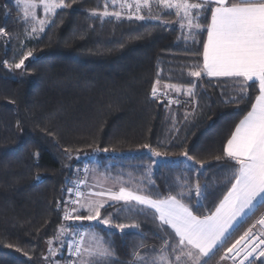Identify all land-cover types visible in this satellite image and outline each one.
I'll use <instances>...</instances> for the list:
<instances>
[{
  "label": "trees",
  "instance_id": "1",
  "mask_svg": "<svg viewBox=\"0 0 264 264\" xmlns=\"http://www.w3.org/2000/svg\"><path fill=\"white\" fill-rule=\"evenodd\" d=\"M109 1L64 0L67 7L38 36L19 6L0 3V264H44L47 244L61 227L93 225L64 219L73 195L68 190L89 158L139 176L158 152L166 159L151 177L137 181V192L152 199L184 192L183 202L201 217L215 211L230 187L225 177L233 164L215 157L250 110L258 87L249 89V101L227 102V78L189 75L202 63L198 53L206 33L193 43L181 27L153 20L162 12L155 0L145 11L150 21L91 14L105 11ZM163 19L178 21L174 9ZM28 53L34 59L25 66V81L1 72L4 63L15 66ZM158 84L196 87L194 95L183 93L170 105L169 92L167 98L152 95ZM263 213L264 202L214 255L203 258L207 264H237L245 251L230 261L227 249ZM154 216L135 203L103 209L111 227L97 229L110 242L114 264H133L137 251L158 255L165 239L175 246L172 230L162 229ZM117 224L137 227L121 232Z\"/></svg>",
  "mask_w": 264,
  "mask_h": 264
},
{
  "label": "snow or ice",
  "instance_id": "2",
  "mask_svg": "<svg viewBox=\"0 0 264 264\" xmlns=\"http://www.w3.org/2000/svg\"><path fill=\"white\" fill-rule=\"evenodd\" d=\"M18 2L24 12L25 21L39 25L38 29L33 26V32L43 31L48 23L47 18H37V7L42 6L48 16L54 14L57 9L67 7L64 0H18ZM151 3L152 0L142 2L136 0L137 19L145 18L139 15L142 8H147L148 12H151ZM155 3L165 9L175 10L181 30H187L188 35L185 39L199 43L197 37L206 33V40L202 41V52L198 53L202 56V63L193 65L194 70L190 71V76L227 78L232 86V96L227 102L249 101L251 100L249 89L258 87V94L255 95L254 102H251L250 110L235 125L223 147L222 155L215 157L217 161L226 159L233 167L228 170L229 174L225 177L226 185L230 184V187L214 212L203 217L195 215L192 208L183 202L184 192L169 195L165 199H152L151 196L121 187L119 191L109 195L113 201H124L126 205L135 201L137 205L154 210V219L159 221L160 227L165 231L170 228L176 238L174 247L165 239L159 254L151 258L135 252L133 264H188V261H191V264H201L202 261L203 264H207V259L203 258L214 255L215 251L230 239L232 234L230 230L236 223L249 212H254L258 201L264 202V0H155ZM121 7L132 5L121 4ZM91 14L97 15L95 11ZM109 15L108 11L103 12L104 17ZM111 15L117 19L120 17L119 12ZM0 33H4V29H0ZM28 56H31V53H28ZM27 58L25 56L15 64V67L21 68ZM195 87L193 84L188 89L189 95H194ZM156 94L157 88L154 85L152 95ZM144 148L148 149L149 145H144ZM154 155L160 154L156 152ZM184 155L192 159L187 153ZM203 166L202 164L201 167ZM68 191L71 193L73 190ZM202 191L197 184L195 186L197 198L202 195ZM75 194L81 195L79 186ZM191 194L192 189L189 188L187 195ZM97 195L103 196L104 193ZM71 202L79 203L78 200ZM85 206L94 214L80 215L76 208H72L70 212L65 213L64 219L99 220L100 208L103 205H97L93 201H89L87 205H80L81 208ZM99 223L109 225L110 220H99ZM257 223L264 226V216ZM116 227L123 232L128 228H136L137 225L117 224ZM254 227L255 224L246 230L227 252L236 251L238 255V245L244 244L247 248L248 244H252V240L257 239L252 233ZM65 231L67 229H60L61 234ZM250 237L252 239H249ZM245 241L248 243H244ZM260 245H264V233L260 234L257 244H252L245 259L252 256ZM67 247L70 255L77 257L71 264H114L110 242L94 231L73 229ZM170 247L171 253L168 252ZM258 255L264 257V249H261ZM248 264H255L254 259L249 260Z\"/></svg>",
  "mask_w": 264,
  "mask_h": 264
},
{
  "label": "rangeland",
  "instance_id": "3",
  "mask_svg": "<svg viewBox=\"0 0 264 264\" xmlns=\"http://www.w3.org/2000/svg\"><path fill=\"white\" fill-rule=\"evenodd\" d=\"M7 1H12L14 4H16L17 6H19L22 9L18 0H0V3L7 2ZM141 2H142V0H141ZM135 3H136V0H115V3H113V0H110L109 5L106 9V11H108L110 13V15L107 17H104L103 16L104 11L102 13H97V15L100 16L101 18H116L114 15H111V13L119 12L120 17L118 19H122V20L123 19H125V20H139V21H150V20H152V18L150 16H148L149 14H147L145 12V11H148L147 8H142L141 12L139 13V15H143L145 18L142 20L137 19L136 18L137 14L135 11ZM121 4H131L132 7H121ZM151 9H152V7H151ZM58 10L59 9H57L56 11H58ZM160 10L162 12H159V17L153 18V20L162 22L165 25H177L180 27V23L178 21L172 22V20H171L170 22H168L167 19H163V15L168 12V9H165V8H163V6H161ZM54 14H52L51 16H48V14H46L44 12L42 6L37 7V9H36V15H37L38 19H45V18L48 19V23L44 26V29L50 24ZM23 15H24V12H23ZM30 25L32 26V28H33V26L37 27V29L39 28L38 24L33 25L30 23ZM43 31H36V32L32 31V32H33L34 36H38ZM183 32L186 36L188 35L186 29L183 30ZM26 56L28 58L25 60L24 65H22L21 68H16L14 65L4 63V65L1 66V72L4 75L12 77L14 79H17L19 81H25L27 79L25 66L28 63H30V61H32L34 59V57L32 55L31 56L26 55ZM166 86H175V87H166ZM156 88H157V94H156L157 96L166 97L168 92L171 94L168 97V101H169L170 105H177L178 102L181 101L178 99V96H181L183 93H185L187 99L189 98L188 89L190 87H183V86H179V85H166V84L161 85V84H158ZM165 159L166 158L163 156H158L152 164L145 166L144 169H138V171H140V172L142 171V172L139 176H136L135 171L132 169H125L123 167L115 168L114 165H111V164L104 165V164L100 163L96 157L89 158L87 160V162L85 163V165L82 167L83 169H81V171L83 173L80 174V177L78 179H76V177H78L79 169H76L75 179L78 180L77 184L79 185V191H80L81 195L77 196L75 194L77 191V187H75L73 190V195L70 198L71 200L68 199V201H69L68 205L69 206H68V209L66 210V212H70L72 208H76L78 210V214H80V215L87 216L89 214H94V212L90 211L87 208V206H85L84 208L80 207L81 204L87 205V203L89 201H93L97 205H103L100 208L99 220L107 219V218H102L103 209L106 208L110 204L124 202V201H113V200H111L109 198L110 193L119 191V189L121 187H124L129 191L137 192V190H136V188L138 187L137 181L141 182V181H144V180L148 179L149 177H151L152 174L154 173V171L157 169L159 163ZM75 179H74V181H75ZM97 193H104V195L103 196L97 195ZM138 194H140V193H138ZM73 200H78L79 203L73 204L71 202ZM130 203L136 204L135 201H132ZM143 207H145V206H143ZM76 214L77 213H72V215H76ZM262 216H264V213L262 215H260V217L252 224V225L255 224V227L252 229V233L255 237H257V239L252 240V244H257L260 234L264 233V226L257 223V221ZM99 220H94V221L67 220L68 222H77V223H81V224L82 223H84V224L85 223H92L93 225L92 226L87 225L86 227L83 226L85 229H83L82 226H76L77 224L72 225V226L67 225L65 227H61V228L67 229V231H65L63 234H61L60 233L61 228H60L58 230V233L55 236V238L48 242L47 247H46L47 251L45 254L44 264H71V261L77 260V257L70 255V250L67 247L68 242L72 238V230L73 229H76L77 231L91 230V231H94L95 233H97L98 235L102 236L97 229L98 225L111 227V224L104 225V224L99 223ZM249 239H252V237H250ZM244 243H248V242L245 241ZM252 244H248V246L251 245V247H252ZM251 247L245 248L244 244L237 246V250L239 251V254L242 251L243 252L245 251V254L241 258L239 256L240 259H239L237 264H241V261H243V264H248V261L253 260V259H257L258 261L264 263V257H260L258 255L259 251L261 249H264V245H260L257 248V251L255 253H253L252 256L248 257V259H245V256H246L247 252L251 250ZM50 249H51V251H50ZM66 254L68 256L67 259L65 256ZM238 255H237L236 251L231 252V253L227 252V258L230 261H234L235 258L238 257ZM53 259H55V260H53Z\"/></svg>",
  "mask_w": 264,
  "mask_h": 264
},
{
  "label": "crops",
  "instance_id": "4",
  "mask_svg": "<svg viewBox=\"0 0 264 264\" xmlns=\"http://www.w3.org/2000/svg\"><path fill=\"white\" fill-rule=\"evenodd\" d=\"M211 78H216V77H211ZM261 203H262V202L258 201V202H257V206H258L259 204H261ZM256 208H257V207H256ZM250 214H252V212H249L247 216H245L244 218L240 219V220L236 223V225L239 224V223H241V222H242L246 217H248ZM236 225H235V227H236ZM235 227H234V228H235ZM234 228H233V229H234ZM233 229H231L230 231L232 232ZM64 254H65V253H64ZM65 256H66V259H67V258H68L67 254H66ZM53 260H55V259H53ZM61 262H62V261H61ZM65 262H66V261H65Z\"/></svg>",
  "mask_w": 264,
  "mask_h": 264
},
{
  "label": "built area",
  "instance_id": "5",
  "mask_svg": "<svg viewBox=\"0 0 264 264\" xmlns=\"http://www.w3.org/2000/svg\"><path fill=\"white\" fill-rule=\"evenodd\" d=\"M79 186L78 184H76V187Z\"/></svg>",
  "mask_w": 264,
  "mask_h": 264
}]
</instances>
